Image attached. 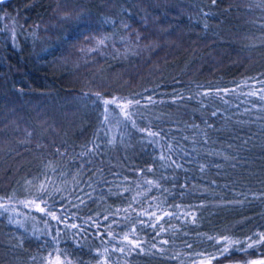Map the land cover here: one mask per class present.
Instances as JSON below:
<instances>
[{
    "label": "trees",
    "instance_id": "trees-1",
    "mask_svg": "<svg viewBox=\"0 0 264 264\" xmlns=\"http://www.w3.org/2000/svg\"><path fill=\"white\" fill-rule=\"evenodd\" d=\"M57 255L264 258V0L0 3V264Z\"/></svg>",
    "mask_w": 264,
    "mask_h": 264
},
{
    "label": "rangeland",
    "instance_id": "rangeland-1",
    "mask_svg": "<svg viewBox=\"0 0 264 264\" xmlns=\"http://www.w3.org/2000/svg\"><path fill=\"white\" fill-rule=\"evenodd\" d=\"M86 1V0H85ZM58 2V1H57ZM55 2V3H57ZM78 15H80V12L76 11L74 13H72L69 16H65L67 17V20L70 19H77ZM63 15L58 14L57 12L54 13L53 18L55 19L54 22L52 23H48L47 29L49 28V26L52 28H56V27H60V25L65 22L63 18H65ZM69 17V18H68ZM129 102H124L120 105H118L121 108V111L124 112L125 110H127L128 108H130ZM29 209H37L38 207L36 206H28ZM264 261V258H257V259H250V260H242L240 262H229V263H222V264H259V262ZM57 262H59V264H74V262H72L71 260H69L66 257H61V256H54L52 259H50L47 264H57ZM187 264H218L217 262H213L211 259L205 257V258H201L197 261L191 262V263H187Z\"/></svg>",
    "mask_w": 264,
    "mask_h": 264
},
{
    "label": "snow or ice",
    "instance_id": "snow-or-ice-1",
    "mask_svg": "<svg viewBox=\"0 0 264 264\" xmlns=\"http://www.w3.org/2000/svg\"><path fill=\"white\" fill-rule=\"evenodd\" d=\"M213 2H215V0H213ZM153 135H155V133H153ZM57 264H59V262H57ZM259 264H264V261L259 262Z\"/></svg>",
    "mask_w": 264,
    "mask_h": 264
},
{
    "label": "water",
    "instance_id": "water-1",
    "mask_svg": "<svg viewBox=\"0 0 264 264\" xmlns=\"http://www.w3.org/2000/svg\"><path fill=\"white\" fill-rule=\"evenodd\" d=\"M5 1H8V0H0V3H1V2H5Z\"/></svg>",
    "mask_w": 264,
    "mask_h": 264
}]
</instances>
